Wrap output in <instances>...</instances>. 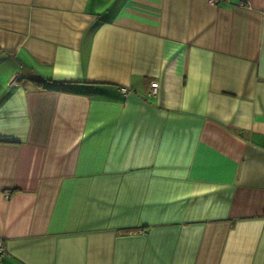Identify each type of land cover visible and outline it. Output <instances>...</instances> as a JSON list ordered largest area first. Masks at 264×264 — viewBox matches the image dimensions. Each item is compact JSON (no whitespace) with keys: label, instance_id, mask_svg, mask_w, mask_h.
<instances>
[{"label":"crops","instance_id":"obj_1","mask_svg":"<svg viewBox=\"0 0 264 264\" xmlns=\"http://www.w3.org/2000/svg\"><path fill=\"white\" fill-rule=\"evenodd\" d=\"M0 240L264 264V0H0Z\"/></svg>","mask_w":264,"mask_h":264},{"label":"built area","instance_id":"obj_2","mask_svg":"<svg viewBox=\"0 0 264 264\" xmlns=\"http://www.w3.org/2000/svg\"><path fill=\"white\" fill-rule=\"evenodd\" d=\"M208 1L210 3H214L216 0H208ZM15 79H16V77H15ZM15 79H13L10 84H13ZM157 89H158V82L156 80L150 81L149 82L148 91H147V95L148 96H154V95H156ZM119 90L123 94H127L129 92V89L127 87H120ZM3 251H4L3 242L0 240V253H2Z\"/></svg>","mask_w":264,"mask_h":264}]
</instances>
